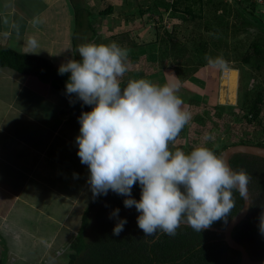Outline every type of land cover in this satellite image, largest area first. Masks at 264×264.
Wrapping results in <instances>:
<instances>
[{
  "label": "clouds",
  "instance_id": "9594fccd",
  "mask_svg": "<svg viewBox=\"0 0 264 264\" xmlns=\"http://www.w3.org/2000/svg\"><path fill=\"white\" fill-rule=\"evenodd\" d=\"M39 23V18L32 20L34 26ZM25 47L35 50L40 44L30 36ZM77 52L80 59L67 60L58 73L70 74L66 95L91 107L78 117L75 143L80 162L89 171L93 199L109 191L126 197L124 206L135 207L144 236H175L181 225L200 233L217 221L227 223L236 207L234 193L242 198L247 194L249 174L243 168L233 169L207 146L198 145L190 152L174 147L191 120L179 89L145 78H129L122 86L129 52L115 41L81 43ZM205 59L215 69L228 66L222 55ZM137 184L139 200L132 197ZM109 218L117 220L113 235L119 236L127 220L119 218L118 208ZM258 231L264 235V211L258 216Z\"/></svg>",
  "mask_w": 264,
  "mask_h": 264
},
{
  "label": "crops",
  "instance_id": "0c3cea01",
  "mask_svg": "<svg viewBox=\"0 0 264 264\" xmlns=\"http://www.w3.org/2000/svg\"><path fill=\"white\" fill-rule=\"evenodd\" d=\"M33 1L0 0V48H11L22 53L35 51L37 53L28 54L49 59L56 67L69 59H76L75 20L80 16L77 15L78 8L85 6L88 19L93 21L90 1L38 0L40 5L36 7L32 6ZM34 18H39L41 23L34 26ZM124 20L130 23L126 18ZM90 26L87 42L98 43L101 38L98 37L97 29L92 27L93 22ZM141 29L147 34L149 29H153L152 22L145 23ZM30 36L39 41V49L25 47ZM146 36H150L149 33ZM157 37H141L144 43L138 42L137 45L142 43L145 46L141 44V47H136L142 49L138 53H129L128 72L137 79L145 78L161 85L168 83L178 89L184 87L201 98V89L204 87L201 83L195 84L196 81L192 79L195 78L194 73L182 79L178 73L177 60L166 55L159 58L160 42ZM106 38L109 37L102 36L105 44ZM128 42L126 49L136 44L135 41L132 44ZM149 48L156 51V56H147L145 52ZM145 66H150L149 71H145ZM180 97L184 102L183 107L192 116L194 103H189L190 97ZM66 101L68 97L64 92L40 81L36 76L20 73L9 66H0V230L12 232L16 228L23 231L25 225L30 229V236L33 235L31 238L39 241L37 238L41 237L46 248L51 244L56 245L60 238L59 243L69 244V238L74 237L79 227L74 233L71 224L74 212L84 207L83 214L94 200L87 183L89 171L86 165L81 164L75 143L80 128L78 117L81 114L70 109L65 111L63 105ZM41 113L56 119L42 120ZM32 122H36L37 127H18L19 123L31 125ZM74 173L78 174V178H74ZM62 228L67 229V237H59L63 233L60 230ZM7 230L4 233L6 238ZM28 241L33 243L32 240ZM3 255V249L0 248V260L5 258Z\"/></svg>",
  "mask_w": 264,
  "mask_h": 264
},
{
  "label": "trees",
  "instance_id": "16d2710c",
  "mask_svg": "<svg viewBox=\"0 0 264 264\" xmlns=\"http://www.w3.org/2000/svg\"><path fill=\"white\" fill-rule=\"evenodd\" d=\"M234 4L238 9L236 15L238 21L234 24V34L237 35L245 25H256L264 30V21L258 10L262 6L254 0H234ZM232 2L224 0H175L170 3L166 0L154 1L156 14L159 19H164V13L170 12L171 17H178L181 20H194L195 17L207 19L205 22L212 25L216 21L217 29H222L227 13L232 11ZM209 5L208 12L201 5ZM226 6L225 13H218L220 8ZM153 8L149 9L152 10ZM162 9V11H161ZM113 10L111 4L107 5L102 13L109 14ZM201 10V11H200ZM221 10V9H220ZM148 10H142L139 14H146ZM244 24V25H242ZM207 27L211 30L212 27ZM158 36V35H157ZM171 35H166V41ZM261 36V35H260ZM254 38L249 44L252 53H246L243 57H239L242 62L252 64L259 70L264 63V34L261 37ZM162 38V37H161ZM156 39H159L158 36ZM180 41H174L170 46L171 50H176L178 57L174 56V60L178 65V73L185 79L193 74L195 69L202 65L208 64L205 57L207 53L199 54L200 48H195L191 57L187 58L185 53L188 49ZM183 48V52L181 51ZM186 50V51H185ZM206 51V50H205ZM162 55L169 57V48L163 51ZM187 59H186V58ZM185 58L187 61L179 60ZM0 66H9L20 73L36 76L40 81L51 84L55 89L66 94V82L70 74L58 73L59 67H56L49 59L36 56L33 54L22 53L11 48H0ZM241 81L244 77L241 76ZM247 88L244 99L241 100L242 116L249 124H261L263 115L261 113L264 98V83H256L249 86L244 82L242 86ZM68 97V109L81 114L82 111H91V107L84 105L76 98ZM72 99L75 103L70 104ZM198 99H193L192 102ZM224 107L217 106V114L222 117ZM218 117V118H219ZM232 127L224 128V130H232ZM240 131L242 127H237ZM244 129L240 131L241 137L231 144L223 146L221 150L211 145H206L221 155L222 151L229 145L236 143H252L264 146V139L256 141L249 137L248 133H244ZM236 132V129L232 130ZM249 137V138H248ZM183 147V146H182ZM177 147V148H182ZM195 146H184L183 151L190 152ZM230 163L234 169L243 168L249 174L250 180L248 189L251 195V205L246 217L239 222L233 230V236L241 242L249 251L254 259L264 260V235L258 231V216L264 211V158L256 155L236 153L230 158ZM140 187L135 185L132 188V197L136 200L140 199ZM236 198V207L232 214L228 217L227 222L236 215L243 206L244 199L239 192L234 193ZM126 197L117 195L109 191L106 196L96 197L84 210L81 223L76 234L68 245V261L66 264H239L241 260V252L231 248L226 242L224 235L218 231L206 229L202 232H196L192 228L181 225L177 229L175 236H168L158 233L155 237L144 236V233L137 225V216L139 213L135 207L126 208L124 199ZM119 209V218L126 219L124 230L119 236L113 235V228L117 223L115 218L110 219V213L114 209ZM94 220L91 221V215ZM227 223L223 220L215 222L212 226L225 227ZM6 259L2 258L0 264H5Z\"/></svg>",
  "mask_w": 264,
  "mask_h": 264
},
{
  "label": "rangeland",
  "instance_id": "374dc122",
  "mask_svg": "<svg viewBox=\"0 0 264 264\" xmlns=\"http://www.w3.org/2000/svg\"><path fill=\"white\" fill-rule=\"evenodd\" d=\"M89 1L91 11L94 14L93 21L90 20V18L88 19L85 6L78 8L79 13L77 12V15L80 14V16L75 20L77 26L74 34V41L77 54V46L81 43L87 42V30L91 29L90 23L93 22L94 26L92 27L97 29L99 34L98 37L101 38L96 37L97 40L100 39L98 43H100V41L101 43H104L102 40V36L104 35L109 37L106 38L107 43L111 41H115L116 43L123 41L121 44L124 46L120 44L123 48H126L125 45L130 39L131 40L128 42L129 44H132L135 41V46L127 49L130 54L138 53L142 50L136 47H141L142 45L145 46L142 44L144 43V38L158 35L161 41V44H158L159 58L163 51L168 48L170 57L174 58V56L178 57L177 55H180L177 54L176 50L172 51L170 48L176 40L177 42L180 41L179 43L181 45L183 44L187 47L188 50H185L187 58L191 57L192 53H194L193 51L196 50L195 48H200L201 52L196 50L199 54L207 53V56L213 58L222 55L227 61L228 66L225 70L212 68L208 64L195 69L193 72L195 78L192 79L196 81L195 84L200 85L201 83L204 87L201 89L203 92L201 98H198L195 96L196 93L189 92L184 87L179 89L180 92H178V95H185L187 98L190 97L191 100L189 103H192L193 99L198 100L193 102L195 106L194 113L191 116L189 124L186 125L179 134L174 145L175 148L183 146L181 148V150H183L184 146L196 147L198 145H211L216 147V149L221 150L223 146L231 144L232 141L239 140L241 137L240 131H242L243 128H245L244 133L249 132L248 136L252 137L253 140L259 141L264 139V113L262 118L263 122L261 124H249L241 115L243 109L240 106V102L244 99L245 92L247 91L245 85L244 87L242 86L246 80L249 83V86L256 83H264V63L262 68L257 70L252 64L240 60L246 53L253 52L252 48L249 47V44L254 38H257L260 35L262 36L264 30L256 25H245V27H242L239 33L235 35L234 24L238 21L236 15L238 9L236 8V5H233L234 2L230 5L232 11L227 13L228 15L226 16L225 23L224 25H221L224 27H222V29L221 27L220 29H217L216 21L213 22L212 27V25L209 26V24L206 23L207 21L205 22V20H207L205 18L200 19L199 17H195V19L191 21L181 20L178 17H173V19L167 21L155 18L154 15H158L155 11L157 7L152 4L154 1L161 2V0H101L103 1L102 3H99L100 0ZM109 4L113 5V12H111V14L109 13L110 15L102 13V10ZM37 5H40V2L34 0L32 6L36 7ZM201 6H203L202 11L200 10L201 13L203 12L202 15H206L204 14V10L208 12L209 5L204 4ZM151 8L153 9L149 10ZM226 8V6H224L223 9L220 8L221 10L219 9L218 13H225ZM142 10H148V13L146 12L144 15L139 14ZM258 14L262 16L264 21L263 6L258 10ZM59 15L61 17L63 11L60 12ZM97 18H99V20ZM125 18L129 20L130 23H126V20H124ZM141 18L143 19L141 20ZM150 22H152L153 29H149L146 32L147 34H145L144 29L141 28L145 23ZM208 26L212 27L211 30L207 28ZM148 33L150 36H146ZM171 34L172 36H170V38H172L169 39V42L164 40V38L166 39V35L169 36ZM141 37H143V39ZM138 42H142V45H137ZM147 51L148 52L144 51L147 53V56H156V51H153L152 48L147 49ZM181 51L183 52V48H181ZM79 58L78 54L76 59L79 60ZM185 58L183 61L180 58L179 60L185 63L187 61V58ZM145 67V71H147L150 66ZM233 69H236L237 71V81L235 87L236 90L231 91L229 85L225 83V80L228 81L227 77ZM127 73L129 76L125 75L122 78V86L126 84L129 78L135 77L134 74ZM241 76L244 77V81L240 80ZM66 102L63 105L65 111L68 109ZM261 103H263L262 107H264V98ZM219 105L224 107L221 118L215 114L217 106ZM50 116L51 115L44 116V114L41 113L42 120L55 121L56 118L54 119V117L51 118ZM22 125L25 127H37L36 122H32L31 125L19 123L18 127H21ZM38 125L40 124L38 123ZM223 127H232L231 129H236V132H232V130L229 129L226 131ZM237 127L242 128L239 131ZM209 136H211L212 139H208ZM83 208L84 207L80 210L79 207L78 210L80 212L78 213V210H76L73 214L71 224L74 226V233L77 226L80 225ZM93 220L94 215L92 214L91 221ZM6 230H0V248L1 250L3 249V256L7 259L8 252H11L8 260H6V264H14L15 262H17L16 264H66L69 257L66 253L69 244L59 243L61 238L56 241V245L51 244L49 248H46L44 247L41 237L38 236L37 238L40 242L34 241V239L31 238L33 235L30 236V229L25 225L23 231L16 228L12 229V232H8L7 230L8 238L4 235ZM60 230H62L63 233L59 237L68 236L66 228ZM26 240H32L33 243H29V241L26 242ZM69 240H72V237H70ZM20 241H25V243H21ZM24 254L27 255L22 258L21 256Z\"/></svg>",
  "mask_w": 264,
  "mask_h": 264
},
{
  "label": "water",
  "instance_id": "95a60500",
  "mask_svg": "<svg viewBox=\"0 0 264 264\" xmlns=\"http://www.w3.org/2000/svg\"><path fill=\"white\" fill-rule=\"evenodd\" d=\"M236 153L251 154L264 158V146L252 143H236L225 148L220 156H222L225 161L232 167L230 158ZM243 199L244 202L242 208L227 222L225 227L221 228L217 226H211L209 229L222 233L228 245L231 248H234L241 252V260L239 264H264V260L252 258L248 249L233 236L234 228L246 217L250 209L251 195L248 186L247 194L245 197H243Z\"/></svg>",
  "mask_w": 264,
  "mask_h": 264
},
{
  "label": "bare ground",
  "instance_id": "6f19581e",
  "mask_svg": "<svg viewBox=\"0 0 264 264\" xmlns=\"http://www.w3.org/2000/svg\"><path fill=\"white\" fill-rule=\"evenodd\" d=\"M229 72V71H228ZM225 75V74H224ZM228 81L225 80V83L229 85L231 91L236 90V81H237V71L236 69L231 70L229 76L227 77ZM224 92V91H223ZM226 93V92H225ZM229 94V93H228ZM232 98V97H231ZM230 98V99H231ZM230 102V101H229ZM232 102V101H231ZM225 103V102H224Z\"/></svg>",
  "mask_w": 264,
  "mask_h": 264
},
{
  "label": "built area",
  "instance_id": "2783aa9c",
  "mask_svg": "<svg viewBox=\"0 0 264 264\" xmlns=\"http://www.w3.org/2000/svg\"><path fill=\"white\" fill-rule=\"evenodd\" d=\"M168 2L170 3H173L175 0H167ZM224 1H227V2H233L234 0H224ZM256 3L258 4H261L263 6V11H264V0H254ZM155 18H160L159 15H154ZM173 19V17L170 16V12H165L164 13V21H167V20H171ZM264 108V107H263ZM263 113V111H262Z\"/></svg>",
  "mask_w": 264,
  "mask_h": 264
}]
</instances>
